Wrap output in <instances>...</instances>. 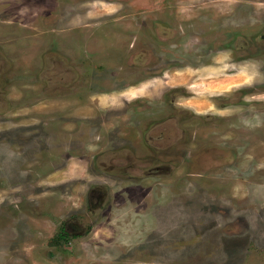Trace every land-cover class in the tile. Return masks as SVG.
I'll return each instance as SVG.
<instances>
[{
  "label": "rangeland",
  "instance_id": "obj_1",
  "mask_svg": "<svg viewBox=\"0 0 264 264\" xmlns=\"http://www.w3.org/2000/svg\"><path fill=\"white\" fill-rule=\"evenodd\" d=\"M0 264H264V0H0Z\"/></svg>",
  "mask_w": 264,
  "mask_h": 264
},
{
  "label": "flooded vegetation",
  "instance_id": "obj_2",
  "mask_svg": "<svg viewBox=\"0 0 264 264\" xmlns=\"http://www.w3.org/2000/svg\"><path fill=\"white\" fill-rule=\"evenodd\" d=\"M134 51H136V54H135V58L136 57H138V58H141V56H142V52H140L139 50L137 51V48H135L134 49ZM76 72V71H75ZM78 73H80V72H78ZM187 110V107L185 106L184 108H182V110H181V113L179 112V114H180V116H181V121L183 122L186 118H187V115L184 113V111H186ZM166 121V120H165ZM159 124V122L157 123V125ZM183 130H184V134H185V136L187 135V128L186 127H183ZM171 142H169V144H170ZM172 147V145H168V146H166V150H170V148L169 147ZM170 151H172V150H170ZM168 152V151H167ZM168 154H171V153H168Z\"/></svg>",
  "mask_w": 264,
  "mask_h": 264
}]
</instances>
